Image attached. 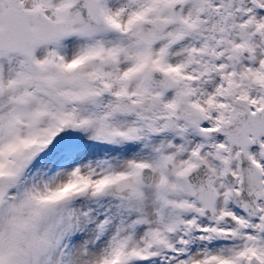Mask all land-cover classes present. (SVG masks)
Segmentation results:
<instances>
[{
	"label": "snow or ice",
	"instance_id": "6c2138e0",
	"mask_svg": "<svg viewBox=\"0 0 264 264\" xmlns=\"http://www.w3.org/2000/svg\"><path fill=\"white\" fill-rule=\"evenodd\" d=\"M0 264H264V0H0Z\"/></svg>",
	"mask_w": 264,
	"mask_h": 264
}]
</instances>
